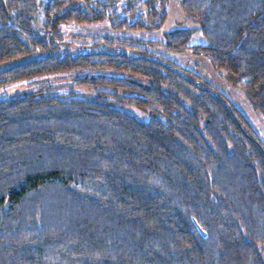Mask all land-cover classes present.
Wrapping results in <instances>:
<instances>
[{
    "label": "trees",
    "instance_id": "16d2710c",
    "mask_svg": "<svg viewBox=\"0 0 264 264\" xmlns=\"http://www.w3.org/2000/svg\"><path fill=\"white\" fill-rule=\"evenodd\" d=\"M165 2L46 0L35 27L38 0H0V62L33 55L1 73L0 88L65 72L161 114L144 121L115 98L72 90L1 99L0 264H264V138L244 112L155 57L152 42L96 39L89 51L61 52L60 24L150 29ZM180 2L204 42L181 27L163 44L208 56L264 119V0Z\"/></svg>",
    "mask_w": 264,
    "mask_h": 264
},
{
    "label": "rangeland",
    "instance_id": "374dc122",
    "mask_svg": "<svg viewBox=\"0 0 264 264\" xmlns=\"http://www.w3.org/2000/svg\"><path fill=\"white\" fill-rule=\"evenodd\" d=\"M46 0H38L37 13L33 20V25L39 27L42 21V13ZM166 13L163 22L153 28L140 27L138 29H128L122 27H114L107 20L94 21L89 23L77 24L68 23L60 24L57 32L63 37V45L61 52H69L77 54L83 51H89L93 48L92 42L96 39H127L130 41L152 42L150 47L154 52V56L164 59L173 64L181 65L196 73L207 84L218 89L229 99H231L247 116L258 134L264 138V119L255 103L254 98L236 84L227 75L226 72L218 69L210 61V58L192 49H172L166 47L163 42L166 41V34L173 29L186 27L191 31V39L194 43L200 44L204 42V38L199 31L198 15L186 13L181 7L180 0H166L164 5ZM147 44V43H146ZM98 74L111 76L120 75L114 71H103ZM72 90L76 96L86 98H115L117 101H111L119 109L130 113L141 120H148L151 117H160L159 111L147 108L138 109L132 105L119 100L114 94H104L101 91L120 92L113 87L105 84H98L94 87H83L72 84L69 73H51L37 76L31 79L17 81L4 85L0 88V100L18 95H25L31 92L44 91L51 94L57 91ZM261 247V245L259 244ZM264 259V250H261Z\"/></svg>",
    "mask_w": 264,
    "mask_h": 264
},
{
    "label": "water",
    "instance_id": "95a60500",
    "mask_svg": "<svg viewBox=\"0 0 264 264\" xmlns=\"http://www.w3.org/2000/svg\"><path fill=\"white\" fill-rule=\"evenodd\" d=\"M32 58H33V55H25V56H20V57H16V58H12V59L0 62V74L10 69H13L15 67L24 65L28 63ZM196 226L201 232V234L203 236H206L205 232L198 225Z\"/></svg>",
    "mask_w": 264,
    "mask_h": 264
}]
</instances>
